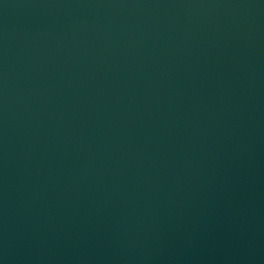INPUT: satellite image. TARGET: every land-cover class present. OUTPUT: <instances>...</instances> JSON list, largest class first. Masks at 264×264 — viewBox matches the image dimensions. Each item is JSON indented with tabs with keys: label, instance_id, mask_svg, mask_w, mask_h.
<instances>
[{
	"label": "water",
	"instance_id": "obj_1",
	"mask_svg": "<svg viewBox=\"0 0 264 264\" xmlns=\"http://www.w3.org/2000/svg\"><path fill=\"white\" fill-rule=\"evenodd\" d=\"M0 264H264V0H0Z\"/></svg>",
	"mask_w": 264,
	"mask_h": 264
}]
</instances>
